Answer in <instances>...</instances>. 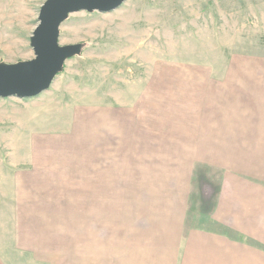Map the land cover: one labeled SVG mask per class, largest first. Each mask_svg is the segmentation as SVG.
Wrapping results in <instances>:
<instances>
[{
    "label": "rangeland",
    "instance_id": "rangeland-1",
    "mask_svg": "<svg viewBox=\"0 0 264 264\" xmlns=\"http://www.w3.org/2000/svg\"><path fill=\"white\" fill-rule=\"evenodd\" d=\"M45 1L0 0V63ZM75 44L0 99V264H264V0H126Z\"/></svg>",
    "mask_w": 264,
    "mask_h": 264
},
{
    "label": "water",
    "instance_id": "water-1",
    "mask_svg": "<svg viewBox=\"0 0 264 264\" xmlns=\"http://www.w3.org/2000/svg\"><path fill=\"white\" fill-rule=\"evenodd\" d=\"M126 0H46L30 37L34 58L16 64L0 63V99H32L47 91L65 62L81 53L82 45H59L61 24L79 12L109 13Z\"/></svg>",
    "mask_w": 264,
    "mask_h": 264
},
{
    "label": "crops",
    "instance_id": "crops-1",
    "mask_svg": "<svg viewBox=\"0 0 264 264\" xmlns=\"http://www.w3.org/2000/svg\"><path fill=\"white\" fill-rule=\"evenodd\" d=\"M202 188H203V187H202ZM202 188H201V190H202ZM203 195H204V194H203ZM87 215H88V217H87V220H88V221H90V219H91V221H93V220L95 219V214H93V213L91 214V213L88 212ZM90 216H91V217H90Z\"/></svg>",
    "mask_w": 264,
    "mask_h": 264
}]
</instances>
